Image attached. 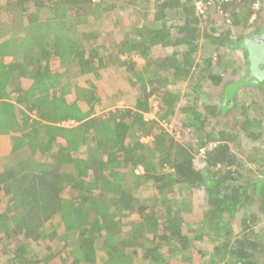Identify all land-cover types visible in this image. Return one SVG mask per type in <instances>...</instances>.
Here are the masks:
<instances>
[{"label": "trees", "instance_id": "trees-1", "mask_svg": "<svg viewBox=\"0 0 264 264\" xmlns=\"http://www.w3.org/2000/svg\"><path fill=\"white\" fill-rule=\"evenodd\" d=\"M197 1L0 0V138L10 144L0 156V264H192L197 240L198 264H264V165L256 173L251 161L264 136L243 113L249 100L235 108L243 80L264 83V69L225 82L238 66L228 71L222 51L257 47L264 24L229 34L262 10L221 3L232 29L220 33L219 1L204 17ZM104 13L110 26L79 31ZM27 28L36 33L16 36ZM184 80L192 98L178 106L168 87ZM124 90L130 106L117 105ZM152 101L158 112L145 119ZM230 111L237 127L221 120ZM178 117L174 139L161 123ZM182 189H202L198 220L175 195Z\"/></svg>", "mask_w": 264, "mask_h": 264}, {"label": "rangeland", "instance_id": "rangeland-1", "mask_svg": "<svg viewBox=\"0 0 264 264\" xmlns=\"http://www.w3.org/2000/svg\"><path fill=\"white\" fill-rule=\"evenodd\" d=\"M258 10H262V13L260 15V18H258L257 20L253 19V21H248L247 22V27L244 28L242 31H231L230 29L232 28H228L226 25L223 24V20L222 17L217 19L216 22V27H217V31L220 33H226L228 30H230V34H229V38L232 40H235L238 35H246V34H250L253 31H255V29L260 26L261 24H264V0H260V4L258 7ZM104 20L100 22V24L97 23L96 24H91L93 27L98 28L101 27L103 25V22L106 20V22L111 23L112 21V16L110 14H106L104 16ZM256 17V16H255ZM252 18V17H251ZM92 20V19H89ZM90 23H94V22H90ZM127 23V22H126ZM248 23H250V25H248ZM110 25H107L106 27H108ZM89 24H87V28H89ZM28 31H21L19 33V35L17 34V37H23L25 34H33L36 33V30L34 29H28ZM47 32V31H46ZM227 35V34H226ZM242 47V46H240ZM243 51V49H240ZM240 50H233L230 49L228 47H223L222 51L226 53V57L227 59H230L228 61H232V63L234 62V65H230V63L228 64L227 70L230 71L231 68L238 66V71H237V75L234 77H229L224 75V81H230L234 78H236L237 80H240L241 78L245 77V75L247 74V70L248 67H250V71L252 72V76H256L258 77L259 75L256 74V71L259 70V72L261 71V69H264V55H262V53H264V47H260L258 49H250V50H244L245 51V57L243 56V53ZM246 58V59H245ZM7 61L9 60L8 58L6 59ZM140 64H142L141 62H139ZM249 64V66H248ZM263 72V70H262ZM255 77H250L248 79H244L243 82L245 83V87H241L238 90V94H246L247 96L244 97L245 100H242L237 96L236 101H235V108L237 109V111L239 110V107H241L242 105H245V103L249 100L251 103V107L250 108H246L247 110H250L251 112H254L255 114H257L260 119L264 120V91L262 90L261 87L259 86H263L264 83L256 81V79H254ZM250 84V85H249ZM251 84H256V85H251ZM170 90H172L175 94H177L179 96V104L183 105L184 103L190 101V99L192 97H190V92L188 91V82L186 80L182 81L181 83H178L175 86H169L168 87ZM125 92H128L127 95L126 93L124 94H120L119 96L116 97L117 99V105L120 106H130L132 103L130 102L128 97H132V93H129L130 91L128 90H124ZM238 99V101H237ZM245 101V102H244ZM244 103V104H242ZM247 103V104H249ZM105 104V103H103ZM253 113V114H254ZM179 117L178 118H174L172 122H170L171 126H168V123H166V126H164V128L168 131V133L170 134V136H172L174 139H179L181 137L180 134V130L178 128H176V125L178 126L179 124ZM164 124V123H161ZM184 133V132H183ZM264 136V134H263ZM149 139L145 138L143 139V141L148 142ZM185 140L190 141L191 143L197 145V140L195 138L190 137V135L186 134L185 135ZM264 140V137H263ZM257 145H261V141L257 144ZM264 145V144H263ZM262 150H260V152H258L257 155H255V158L253 159L254 164L256 165V167H258V170L256 173H259V170L262 169V166L264 164L259 163L261 160L264 159V146H261ZM197 158V156L195 157ZM194 163L196 166H200L201 169L204 167V163L201 159L197 158V160H194ZM254 168V167H251ZM147 194V191L144 193ZM182 194V195H181ZM175 195L178 197L179 202H181V204H183L182 208L183 209H188L191 212V215L195 216L196 220H198V218H200V213L201 211H203L204 208V198H203V191L202 189H194L191 191V195H189V193H187L185 190H178L175 192ZM187 195H189V197L187 198ZM183 202V203H182ZM184 205H186V207H184ZM204 244V242L202 240H197L193 243L192 249L189 251L188 256L190 257V262H192V264H198L199 263V254H197V251L200 250L202 247V245ZM186 255V258L188 257ZM178 260V258L175 259V262Z\"/></svg>", "mask_w": 264, "mask_h": 264}, {"label": "crops", "instance_id": "crops-1", "mask_svg": "<svg viewBox=\"0 0 264 264\" xmlns=\"http://www.w3.org/2000/svg\"><path fill=\"white\" fill-rule=\"evenodd\" d=\"M106 14H110V13H104V14H102V16L100 17V18H97V19H94V18H88L87 19V21L85 22V23H83V24H80L79 26H78V29H79V31H84V30H95V29H97V30H101V29H103V28H107L106 26L107 25H111L112 23H113V21H114V19H113V15L112 14H110L111 16H112V21H111V23H108V22H106V20L103 22V25L101 26V27H98V28H95V27H93L91 24H96V26H97V23L98 24H100V22L101 21H103L104 20V16L106 15ZM89 19H92V20H89ZM94 22V23H90V22ZM87 24H89V28H87ZM9 60H10V58H8ZM8 60V61H9ZM241 100H242V98L241 97H239ZM243 100H245V98L243 97ZM238 101V100H237ZM236 111H230L229 113H227V114H225V116L221 119L222 120V122H224V124H225V126H229V127H237V123L235 122V116H236ZM243 113H244V115H245V117H247L248 118V120H249V122L251 123V125L252 126H250L251 128H253V125H260L259 126V130H256V131H258V132H261V133H263L264 134V131H263V128H264V120H262V119H260V117L257 115V114H255L254 112H251L250 110H248V111H243ZM254 113V114H253ZM255 121H257L256 123H254ZM214 122V121H213ZM255 131V132H256ZM238 134V133H237ZM225 138H227L226 136H225ZM241 140H243L244 142H242V145H253V143H252V141L251 140H246V139H241ZM241 142V141H240ZM234 143H236V142H234ZM258 144V143H257ZM210 145H212V144H210ZM9 150H10V144H9V141L6 143V142H3L2 141V139L0 138V156H3V155H5L7 152H9ZM233 151V150H232ZM238 158H240V160H243V159H245V157L243 156V155H239L238 156ZM196 160H197V158H195ZM194 159V160H195ZM246 160V159H245ZM253 159H251V161H252ZM259 163H261V164H264V159L263 160H261ZM194 165H195V163H194ZM197 165V164H196ZM195 165V168L198 170V169H201V167L200 166H196ZM250 171V170H249Z\"/></svg>", "mask_w": 264, "mask_h": 264}, {"label": "built area", "instance_id": "built-area-1", "mask_svg": "<svg viewBox=\"0 0 264 264\" xmlns=\"http://www.w3.org/2000/svg\"><path fill=\"white\" fill-rule=\"evenodd\" d=\"M92 2H97V0H91ZM215 0H198L197 2L194 3V6L196 7V11L197 14L200 15L201 17H204L206 15L207 9L209 6L214 4ZM219 4L217 7V13L216 15H219L220 17L223 18L222 14H223V10L220 8V4L221 3H229L232 2L233 0H218ZM260 4V0H255V2L253 3V9L254 10H258ZM227 15V14H226ZM253 19H255V15L252 16V18L250 19V21L252 22ZM226 23H229V20L226 19L225 20ZM158 112V104L156 101H152V103L150 104V111L144 114V118L145 119H154L156 113ZM162 126H166V123L162 124ZM168 126H171L170 123H168ZM197 156L199 159H201L204 163V157H205V148H199L198 149V153Z\"/></svg>", "mask_w": 264, "mask_h": 264}, {"label": "flooded vegetation", "instance_id": "flooded-vegetation-1", "mask_svg": "<svg viewBox=\"0 0 264 264\" xmlns=\"http://www.w3.org/2000/svg\"><path fill=\"white\" fill-rule=\"evenodd\" d=\"M259 36V35H258ZM256 37L255 41L258 42L256 45L257 47L255 46L253 49H258L260 47H264V35L263 36H259V37ZM262 55H264V53H262ZM262 70V69H261ZM264 74V70L262 72Z\"/></svg>", "mask_w": 264, "mask_h": 264}, {"label": "clouds", "instance_id": "clouds-1", "mask_svg": "<svg viewBox=\"0 0 264 264\" xmlns=\"http://www.w3.org/2000/svg\"><path fill=\"white\" fill-rule=\"evenodd\" d=\"M197 156V155H196ZM197 158H198V156H197Z\"/></svg>", "mask_w": 264, "mask_h": 264}]
</instances>
